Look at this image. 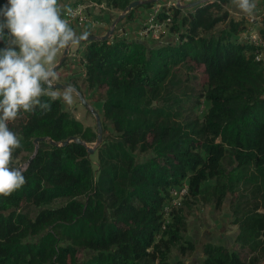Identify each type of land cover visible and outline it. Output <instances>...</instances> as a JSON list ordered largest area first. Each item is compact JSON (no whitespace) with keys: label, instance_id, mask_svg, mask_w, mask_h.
<instances>
[{"label":"trees","instance_id":"trees-1","mask_svg":"<svg viewBox=\"0 0 264 264\" xmlns=\"http://www.w3.org/2000/svg\"><path fill=\"white\" fill-rule=\"evenodd\" d=\"M225 2L194 6L176 45L147 47L123 39L87 43L85 80L88 88L104 91L103 117L116 132L95 148L96 169L85 145L49 143L71 136L96 140L90 126L62 109L60 99L44 95L50 111L18 115L22 147L16 150L31 155L24 167L26 183L0 196V264H143L156 254L163 259L180 221L173 210L172 222L162 228L166 190L185 178L187 197L210 193L220 200L228 191L244 190L264 198V65L255 59L253 45L233 38L242 22L229 19L228 28L203 34L228 19L227 12L213 13ZM197 67H202L201 96L210 103L202 119L192 115L200 96L192 100L184 85ZM37 137L45 139L34 144ZM134 149L152 154L136 162ZM209 179L216 183L202 187ZM59 197L71 200L39 210L33 219L20 208L22 202L40 205ZM236 223L239 249L206 244L200 264H255L264 256V213L256 205L246 207ZM47 226L59 227L70 243L58 245L49 233L26 240ZM77 247L93 253L78 262Z\"/></svg>","mask_w":264,"mask_h":264},{"label":"rangeland","instance_id":"rangeland-1","mask_svg":"<svg viewBox=\"0 0 264 264\" xmlns=\"http://www.w3.org/2000/svg\"><path fill=\"white\" fill-rule=\"evenodd\" d=\"M192 1L197 0H181L180 3L186 5ZM204 1L209 0H202V2ZM6 2L7 0H4V4ZM122 3L123 0H58L62 13L69 6L75 7V5H81L83 7L84 23L77 26L70 25L78 37L81 35H105L108 29L111 28L113 20L125 9L126 6L122 7ZM255 3L256 8L253 14L248 16L239 13V10L235 6V0H226L225 3L220 4V10L213 9V13L215 16H218L222 15L223 12H227L228 19L218 22L211 31H203V34L209 35L211 32L216 33L219 29L228 28V20L233 19L234 21L243 23V28L240 32L246 29L249 31H257L264 38V0H255ZM193 8L178 7L177 0H156L148 4L133 7L116 23L114 31L108 37L107 41L112 43L121 39L138 40L143 42L147 47H160L168 44L176 45L181 35L187 32V17ZM237 35L238 33L235 36L233 34V38L236 40L245 39L244 36ZM87 43L79 42L78 45L69 46L64 61L56 70L58 78L53 83H62L77 87L86 100L99 112L102 121L101 142H103L111 140L116 132L113 125L103 117L102 102L104 91L102 89L95 90L88 88L85 80V60L83 54ZM2 47L4 46H0V48ZM63 50L61 49L58 52L56 64L62 56ZM189 76L190 78H187L184 82L187 93L194 95H192V100L196 99L194 98L195 96H200L197 105L192 110V115L198 119H202L210 106V103L203 97V94L201 96L202 67L191 70ZM184 78L183 76L182 79ZM48 90L56 92L61 97V107L63 110L67 111L84 126H90L96 133L94 117L80 103L77 95L73 91V103L69 106L62 99L65 89ZM185 105L188 106L189 103ZM8 123L10 130L16 133L21 139L16 122L10 121ZM87 144L93 146L94 142ZM151 154V149L144 151L134 149L131 151V155L136 162L146 160ZM30 155L31 153L28 151L14 150L10 166L12 168H24L27 164V158ZM90 157L93 169H96V153L91 154ZM223 163L225 167L230 169V160L225 159ZM215 183L216 181L214 179H209L202 184V187L212 186ZM76 198L81 199V197ZM70 200L71 198L59 197L40 205H28L22 202L20 208L22 211L27 212L33 219L39 210L60 206ZM255 205L259 208V211L264 213V198L252 197L244 190H238L236 193L228 191L220 200L210 193L200 195L197 198L186 196L178 205L173 207L177 211L180 221L174 225L175 240L169 246L165 254L166 257L161 259L156 254L144 260L143 264H200L204 258V247L206 244L220 245L228 250H238L240 246L237 241L239 229L236 220L238 219V213L246 207H253ZM48 233L56 237L58 245L70 243L66 235L62 234L59 230V227L55 226H47L39 234L27 236L26 240L36 241ZM163 239H168V236L163 237ZM164 248L163 245V251ZM92 253L90 249L77 247V261L81 262L86 260ZM255 264H264V256L257 258Z\"/></svg>","mask_w":264,"mask_h":264},{"label":"clouds","instance_id":"clouds-1","mask_svg":"<svg viewBox=\"0 0 264 264\" xmlns=\"http://www.w3.org/2000/svg\"><path fill=\"white\" fill-rule=\"evenodd\" d=\"M235 6L239 13L251 16L256 3L235 0ZM85 38L78 37L62 18L58 0H7L0 6V42L4 44L0 48V196L8 197L26 183L25 169L10 167L14 150L22 144L8 122L21 112L50 111V102L41 97L61 98L48 90L58 78L57 54ZM62 99L72 105L70 88L64 90Z\"/></svg>","mask_w":264,"mask_h":264},{"label":"water","instance_id":"water-1","mask_svg":"<svg viewBox=\"0 0 264 264\" xmlns=\"http://www.w3.org/2000/svg\"><path fill=\"white\" fill-rule=\"evenodd\" d=\"M156 0H133L131 1L123 10L122 13H120L112 22L111 24V28L108 29V31L106 32L105 35L102 36H96V35H87L85 36L86 38L83 40H80L79 42H91V41H95V40H99V41H105L108 39V37L113 33L114 31V26L116 25V23L118 21H120L124 15L133 7H137L140 6L142 4H148L150 2H154ZM181 0H177V6L178 7H194L198 4H200L202 2V0H197V1H192L186 5H182ZM70 46V45H69ZM69 46L64 48L62 56L60 57L58 63L55 65L54 70L56 71L62 64V62L65 59L66 54L68 53V49ZM66 88H70L78 97L80 103L91 113V115L94 117L95 119V125H96V140L94 142L93 146H90L89 144H87L85 141H83L81 138L76 137V136H71L68 139L56 142L53 141L51 139H48L49 143H51L52 145H58V146H63L66 145L68 142L74 141L77 144H83L86 146L87 148V152L89 155L93 154L95 151V147L97 145H99L101 143L102 140V121L100 118V114L99 112L86 100V98L83 96L82 92L76 88L73 85H68V84H62V83H53L52 82V86L50 89H66ZM45 138H41V137H37L33 140L34 144H37L39 141L44 140ZM30 159H28L27 163L29 162ZM11 167V166H10ZM18 168H22V167H18Z\"/></svg>","mask_w":264,"mask_h":264},{"label":"built area","instance_id":"built-area-1","mask_svg":"<svg viewBox=\"0 0 264 264\" xmlns=\"http://www.w3.org/2000/svg\"><path fill=\"white\" fill-rule=\"evenodd\" d=\"M70 10V12H69ZM81 5L68 7L63 13L62 18L67 19L69 25H82L84 23V12ZM244 36L245 39H239L247 42L255 47V59L260 60L264 64V38L257 31H249L248 29L239 32L238 36ZM109 43V42H108ZM188 195V179L181 180L180 183L172 185L166 190V199L163 202L161 216L163 219L162 228L172 222L173 207L178 205ZM157 239V238H156Z\"/></svg>","mask_w":264,"mask_h":264},{"label":"crops","instance_id":"crops-1","mask_svg":"<svg viewBox=\"0 0 264 264\" xmlns=\"http://www.w3.org/2000/svg\"><path fill=\"white\" fill-rule=\"evenodd\" d=\"M239 34V33H238ZM238 36V35H237Z\"/></svg>","mask_w":264,"mask_h":264},{"label":"flooded vegetation","instance_id":"flooded-vegetation-1","mask_svg":"<svg viewBox=\"0 0 264 264\" xmlns=\"http://www.w3.org/2000/svg\"><path fill=\"white\" fill-rule=\"evenodd\" d=\"M77 88V87H76Z\"/></svg>","mask_w":264,"mask_h":264}]
</instances>
